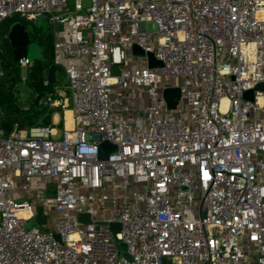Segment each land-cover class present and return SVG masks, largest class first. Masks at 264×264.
<instances>
[{"label": "built area", "instance_id": "2783aa9c", "mask_svg": "<svg viewBox=\"0 0 264 264\" xmlns=\"http://www.w3.org/2000/svg\"><path fill=\"white\" fill-rule=\"evenodd\" d=\"M82 2L0 0V77L16 15L48 18L63 68L44 75L52 124L0 127V264H264V0Z\"/></svg>", "mask_w": 264, "mask_h": 264}, {"label": "trees", "instance_id": "16d2710c", "mask_svg": "<svg viewBox=\"0 0 264 264\" xmlns=\"http://www.w3.org/2000/svg\"><path fill=\"white\" fill-rule=\"evenodd\" d=\"M14 22H20L25 24L27 28L28 22L16 15L4 24V30L8 31L10 25ZM28 30V29H27ZM30 36L34 39L41 50V58L32 60L33 71H31L26 79V83L31 88L30 95L24 102H17L16 95L14 93V86L12 89L5 87V84L9 80V71L4 62L7 61L13 68L19 71L20 63L14 60V49L10 44L9 39L2 40L1 47V59L4 69L3 76L0 77V127L4 130L5 135L8 136L14 129V124L17 123L19 128L25 129L40 124L50 125L52 124V117L55 110L49 109L45 103V96L47 92L52 90V86H45L44 75L45 72L54 62V41L55 36L52 30L46 35H41L37 32H30ZM20 74V73H19ZM44 99V101H43ZM62 126V123L60 124Z\"/></svg>", "mask_w": 264, "mask_h": 264}, {"label": "water", "instance_id": "95a60500", "mask_svg": "<svg viewBox=\"0 0 264 264\" xmlns=\"http://www.w3.org/2000/svg\"><path fill=\"white\" fill-rule=\"evenodd\" d=\"M91 5V0H83L82 2V6L83 8H87ZM9 41L11 46L14 49V60L16 62H20L23 59H29V60H34L31 59L29 56V49H28V45L31 42L32 38L30 36V33L28 32L25 24L20 23V22H16L11 26V30L9 32ZM34 42H36L34 40ZM37 43V42H36ZM41 52V50H40ZM133 54L137 55V56H141V57H146L147 59V66L150 69H157V68H161L164 66V62L161 60H158L155 56V54L153 52H147L144 49H142L140 46L135 45L133 47ZM40 59H42L40 57ZM62 67L57 65V64H52L49 69H48V79L50 81L51 84H55L56 83V72L57 71H62ZM112 74L117 76L120 74V70L119 67L117 65L112 67ZM247 94H251V91L248 92ZM182 96V90L180 87H168L166 89H164L163 91V97L166 101L167 107L169 109H175L179 103V100ZM104 148V146L102 147V149ZM54 186H50V189H53ZM79 220L81 222H86V223H90L92 222V217L89 213H81L79 215ZM46 224L47 223V217L44 214V209L42 206H38L37 207V214L36 216L27 221L25 223V227L27 229H31L33 226H37L39 224ZM99 224H105V222H97ZM112 229L114 230L115 233L119 232L121 229V224L120 223H112L110 224ZM57 239H59V236H56ZM120 247L121 249L124 251L123 255L128 259V260H132V257L130 255H128L127 253H125V251L127 250V245L124 242L120 243Z\"/></svg>", "mask_w": 264, "mask_h": 264}, {"label": "rangeland", "instance_id": "374dc122", "mask_svg": "<svg viewBox=\"0 0 264 264\" xmlns=\"http://www.w3.org/2000/svg\"><path fill=\"white\" fill-rule=\"evenodd\" d=\"M70 8H74L73 6L70 5ZM27 29L28 31L34 33H40L41 35H46L50 30H52L51 24L46 16L40 17L35 23L30 22L27 24ZM29 49V56L31 59H38L41 57V52H40V47L36 42H34V39L31 40V42L28 45ZM3 64V63H2ZM8 68L9 71V80L5 84V87L8 88L9 90L12 89L11 86H14L15 83L17 82L16 85L13 87L14 88V93L16 95V101L17 102H24L26 98L30 95L31 93V88L29 84L26 83V79L28 74L33 71V67H20L19 71L15 68L12 67L9 63L4 62V66ZM20 73V74H19ZM60 76V73L58 74ZM25 78V79H24ZM166 81V80H165ZM168 83L171 82L170 80L167 81ZM44 101V99H43ZM66 115V114H65ZM61 129V127H59ZM54 213L51 212L49 215V221H52L54 218ZM43 228V224L40 225Z\"/></svg>", "mask_w": 264, "mask_h": 264}, {"label": "crops", "instance_id": "0c3cea01", "mask_svg": "<svg viewBox=\"0 0 264 264\" xmlns=\"http://www.w3.org/2000/svg\"><path fill=\"white\" fill-rule=\"evenodd\" d=\"M60 73L61 76V71L56 72V80L60 78L58 74ZM113 98H122L124 101L127 103L132 104L135 107H141L147 102L146 98V92L143 90H137L134 87L122 89L120 87H115L114 88V95ZM55 120L60 119V115H55ZM45 185V182H40L39 188H42Z\"/></svg>", "mask_w": 264, "mask_h": 264}, {"label": "bare ground", "instance_id": "6f19581e", "mask_svg": "<svg viewBox=\"0 0 264 264\" xmlns=\"http://www.w3.org/2000/svg\"><path fill=\"white\" fill-rule=\"evenodd\" d=\"M72 124H73L72 112H71V110H67L66 111V126H67V128H71Z\"/></svg>", "mask_w": 264, "mask_h": 264}]
</instances>
